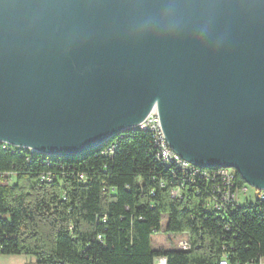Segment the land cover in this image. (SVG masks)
Returning <instances> with one entry per match:
<instances>
[{
    "label": "water",
    "instance_id": "95a60500",
    "mask_svg": "<svg viewBox=\"0 0 264 264\" xmlns=\"http://www.w3.org/2000/svg\"><path fill=\"white\" fill-rule=\"evenodd\" d=\"M155 103L181 156L264 189V0H0V141L78 156Z\"/></svg>",
    "mask_w": 264,
    "mask_h": 264
},
{
    "label": "trees",
    "instance_id": "16d2710c",
    "mask_svg": "<svg viewBox=\"0 0 264 264\" xmlns=\"http://www.w3.org/2000/svg\"><path fill=\"white\" fill-rule=\"evenodd\" d=\"M115 141L114 152L104 154ZM0 170L16 172L0 187L1 254H31L36 264H154L160 255L167 264L264 259V202L222 212L204 209L192 186L172 197L176 180L157 159L148 128L126 130L78 156L0 146ZM44 171L52 181L40 180ZM246 184L237 171L236 186ZM164 214L165 231L186 233L189 249L153 246Z\"/></svg>",
    "mask_w": 264,
    "mask_h": 264
},
{
    "label": "built area",
    "instance_id": "2783aa9c",
    "mask_svg": "<svg viewBox=\"0 0 264 264\" xmlns=\"http://www.w3.org/2000/svg\"><path fill=\"white\" fill-rule=\"evenodd\" d=\"M136 128H148L151 132L157 159L162 165H166L170 169L173 180H176V183H174L171 188L172 197H182L183 189L186 186H192L197 194L203 196V207L206 210L227 212L235 205H239L240 193L241 191H248V184L241 188L236 186L237 168L230 166H199L181 156L171 147L169 140L162 129L158 105L156 103L153 105L146 117L132 129ZM0 146L3 149L11 150L13 152L19 149L29 150L30 152H40L32 147L17 145L8 141H0ZM115 148L116 141L107 146L103 150V153L106 155L112 154ZM15 174L16 172L13 170H0V187L5 176H9L11 179L15 177ZM81 177L85 178L84 175H81ZM53 178L52 173L49 171H44L40 174L41 181L49 182L52 181ZM161 185L165 186V182L162 181ZM252 188L254 189L256 198L253 200L247 199L246 201H255L256 199H260L264 202V189H259L254 186H252ZM1 242L2 236H0V256L3 251V244ZM190 247L191 244L189 239H184L181 240L178 248L189 249ZM167 263L168 260L165 255L156 257L154 261V264ZM258 263L262 264V260ZM220 264L230 263L227 257H223Z\"/></svg>",
    "mask_w": 264,
    "mask_h": 264
},
{
    "label": "rangeland",
    "instance_id": "374dc122",
    "mask_svg": "<svg viewBox=\"0 0 264 264\" xmlns=\"http://www.w3.org/2000/svg\"><path fill=\"white\" fill-rule=\"evenodd\" d=\"M256 194L251 185H248V191L240 193L239 204H246V200H253ZM167 223V214L163 215L162 229L153 234L152 244L155 248H178L181 240L188 239L186 233L173 234L165 231ZM36 257L31 254H2L0 256V264H36ZM250 264V263H247ZM259 264V263H254ZM264 264V259L262 261Z\"/></svg>",
    "mask_w": 264,
    "mask_h": 264
},
{
    "label": "crops",
    "instance_id": "0c3cea01",
    "mask_svg": "<svg viewBox=\"0 0 264 264\" xmlns=\"http://www.w3.org/2000/svg\"><path fill=\"white\" fill-rule=\"evenodd\" d=\"M36 259V258H35ZM262 261H263V259H262ZM254 264V263H253Z\"/></svg>",
    "mask_w": 264,
    "mask_h": 264
},
{
    "label": "bare ground",
    "instance_id": "6f19581e",
    "mask_svg": "<svg viewBox=\"0 0 264 264\" xmlns=\"http://www.w3.org/2000/svg\"><path fill=\"white\" fill-rule=\"evenodd\" d=\"M248 184V183H247ZM249 185V184H248Z\"/></svg>",
    "mask_w": 264,
    "mask_h": 264
}]
</instances>
